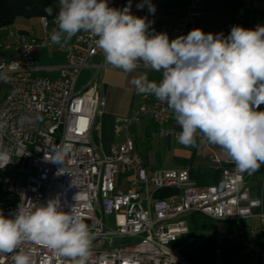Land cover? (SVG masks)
Listing matches in <instances>:
<instances>
[{"label":"built area","instance_id":"1","mask_svg":"<svg viewBox=\"0 0 264 264\" xmlns=\"http://www.w3.org/2000/svg\"><path fill=\"white\" fill-rule=\"evenodd\" d=\"M57 2L54 17L40 19L44 38L37 43L19 28H2L12 41V50L11 55L5 53L0 40V81L6 88L0 101V166L4 156L10 158V163L0 167V183L14 202L0 205V213L13 218L17 209L33 211L49 200H59L64 212L76 204V212L94 237L87 264H195L182 250L198 241L211 245L210 264H229L222 255L225 244L238 245L251 261L264 264V243L258 230L240 225L242 220L264 218L263 184H257L259 194L253 192V179L264 164L251 175L241 174L233 161L224 166L213 157L222 182L202 186L192 180L189 169L149 170L134 149L131 126L150 118L162 136L178 140L179 133L167 126L172 114L167 103L143 94V103L129 118L116 119V143L108 155L103 154L94 139V125L102 114L95 80L107 63L95 44L98 38L90 32L80 31L74 43L60 47L66 62L59 78L34 74L38 70L35 50L50 45V29L57 25ZM204 2L189 0L173 30L174 40L196 29L204 15ZM108 6L116 8L117 0H108ZM230 32L221 28L204 33L227 37ZM95 56L102 57L99 65L92 63ZM90 67L95 69L92 79L76 91L83 71ZM137 68L148 67L139 63ZM65 145L69 147L63 163H52L54 150ZM78 194L80 199L75 201ZM192 213L225 223L230 230L213 231L184 244L183 237L191 234L188 217ZM116 240L134 242L116 246ZM20 247L30 252L32 264H71L69 258L33 242L25 241ZM13 256L0 254V264H14Z\"/></svg>","mask_w":264,"mask_h":264},{"label":"clouds","instance_id":"2","mask_svg":"<svg viewBox=\"0 0 264 264\" xmlns=\"http://www.w3.org/2000/svg\"><path fill=\"white\" fill-rule=\"evenodd\" d=\"M145 3L154 14L150 0L137 8ZM44 12L51 16L53 8ZM130 13L131 3L121 10L109 7L108 0H59L58 27L50 40L63 48L80 31L90 32L107 64L130 73L143 62L162 72L160 83L147 76L130 83L137 94L167 103L182 129L179 143L197 147L199 131L200 143L220 146L237 172L257 171L264 164V111H257L264 104V26H234L227 37L194 29L170 42L166 33L149 32L146 17ZM68 147L54 150L51 162L62 164ZM3 159L0 167L10 163L7 156ZM93 238L76 204L64 212L59 200H49L33 211L17 209L13 218L0 213V254L14 253V264H32L30 252L20 247L25 241L71 264H87Z\"/></svg>","mask_w":264,"mask_h":264},{"label":"crops","instance_id":"3","mask_svg":"<svg viewBox=\"0 0 264 264\" xmlns=\"http://www.w3.org/2000/svg\"><path fill=\"white\" fill-rule=\"evenodd\" d=\"M129 3H131L130 14L139 18H147L150 24L149 32L151 34L166 33L169 41H172L175 38L173 30L178 25L180 18L185 15L189 0H150V3L156 8L154 14L148 11V5L146 3L142 9L137 8V5L144 3V0H117L116 9L122 10ZM234 26H240L245 29L253 26H264V0H205L204 15L196 24V29H201L203 32H213L221 28L231 30ZM10 27L21 29L26 33L28 39L34 43L44 38V30L40 19L18 18L15 24ZM57 27V25H53L50 29L51 33ZM79 33L68 43H74ZM0 40L4 52L11 55L12 41L8 37L7 31L0 30ZM34 59L35 65L38 68L34 73L35 75L56 79L61 76L60 68L66 62V55L58 45L53 44L50 40V45L35 50ZM101 62L102 57L95 56L92 63L99 65ZM94 73L95 69L93 67L85 69L76 85V91L79 92L87 87ZM140 76H147L149 81L160 83V72L150 68H136L132 72L126 73L122 69L107 64L97 74L95 82L97 83V90L102 101V114L94 125V135L97 137L100 150L103 154L109 153L112 146L116 143L114 131L116 119L129 118L132 112L143 103L142 94H137L135 87L130 83L134 77L138 78ZM3 90L5 95V86ZM260 110L264 111V104L260 106ZM142 120L144 118L131 126V128L137 126ZM167 126L176 133L182 131L174 119L173 111ZM159 135L160 139L165 142L166 147L169 150H174L171 167L164 169H189L192 180L198 185L215 184L216 174L218 173L222 177V173L218 169L217 164L212 160L213 157H216L221 165L226 166L229 164L230 159L220 146L212 145L207 141L200 143L202 137L199 131L196 137L197 147H186L180 144L173 136H162L160 132ZM130 136L135 144L134 149L138 153L137 142H135L131 131ZM147 157L148 162H150L149 156ZM143 161L145 163V160ZM145 165L148 168V165ZM253 183L256 186L253 191L254 194H259L261 189L257 187V184L261 183L264 186V169L254 177ZM244 222L246 223L243 225L240 223L241 227L244 229L256 228L258 230L259 240L264 243V218L256 216L251 219H246ZM216 229L219 232H228L230 230L229 228V230L224 231V229H228V225L225 223L218 224ZM207 235L204 234L200 237H206ZM204 254L206 256L211 254L212 257L211 248L209 250L206 249ZM222 255L229 264H256L249 259L245 249L235 244H225L222 249Z\"/></svg>","mask_w":264,"mask_h":264},{"label":"rangeland","instance_id":"4","mask_svg":"<svg viewBox=\"0 0 264 264\" xmlns=\"http://www.w3.org/2000/svg\"><path fill=\"white\" fill-rule=\"evenodd\" d=\"M22 19H27V18L22 17ZM3 97H4V90H2V92L0 93V99H2ZM130 131L132 133L135 142H137L138 153L143 158V160H145V164L148 165L149 170L164 169L171 167V163L173 162L174 150H169L166 147L165 142L160 139L159 130L152 119L144 118V120H142L141 123H139L137 126L132 127ZM109 153H105V155H108ZM147 156H149L150 162H148ZM8 199H11V195L8 193L7 187L2 183H0V204ZM242 221H240L242 225L246 223L244 222V220ZM212 222H214L216 225L220 224V222L217 221H212ZM229 228L230 226L228 225V229H224V231L229 230ZM211 232L213 231L206 232V234H209ZM217 232H219V230ZM199 237L200 236H196L193 235V233H191L189 236L183 237V243L185 244L190 238H199ZM133 242L134 240H116L114 242V245L116 246L125 245ZM106 245L104 244V248L106 247ZM185 249L189 250L192 256L193 255L197 257L200 256L202 258V260L199 261V263H195V262L193 263L195 264L211 263L212 260L211 254L210 255L208 254L209 256H206L204 254V251L208 249L206 247L205 242L198 241L195 242L194 244H186L183 250Z\"/></svg>","mask_w":264,"mask_h":264},{"label":"trees","instance_id":"5","mask_svg":"<svg viewBox=\"0 0 264 264\" xmlns=\"http://www.w3.org/2000/svg\"><path fill=\"white\" fill-rule=\"evenodd\" d=\"M48 6L53 8V14L48 16L44 12V9ZM57 0H0V30L7 26L15 24L18 18L27 19H41L42 17L53 18L57 11ZM4 89L3 83L0 81V93ZM96 142L97 137L94 136ZM222 182L221 174H216L215 184L219 185ZM14 200L8 199L3 201L2 204L13 203ZM189 222L191 227V233L196 236L206 234V232L217 231V225L209 218L200 213L190 214ZM208 250L211 245L205 242ZM182 254L190 261L199 263L202 258L199 256H192L189 250H182ZM197 257V258H196ZM197 259V260H196ZM195 260V261H194Z\"/></svg>","mask_w":264,"mask_h":264}]
</instances>
